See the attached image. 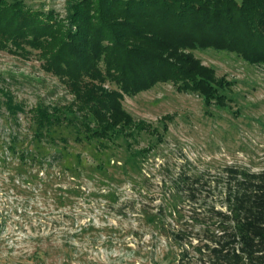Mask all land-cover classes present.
<instances>
[{
  "label": "rangeland",
  "instance_id": "1",
  "mask_svg": "<svg viewBox=\"0 0 264 264\" xmlns=\"http://www.w3.org/2000/svg\"><path fill=\"white\" fill-rule=\"evenodd\" d=\"M22 1L65 14L66 0ZM193 55L230 82L226 105L157 84L124 97V110L151 129L130 138L79 143L64 130L65 149L39 145L29 115L17 120L2 110L0 264H176L180 248L159 230L162 223L174 225L167 216L174 208L188 209L174 194L178 174L264 168V65L212 49ZM0 88L26 109L73 98L34 56L2 51Z\"/></svg>",
  "mask_w": 264,
  "mask_h": 264
},
{
  "label": "trees",
  "instance_id": "2",
  "mask_svg": "<svg viewBox=\"0 0 264 264\" xmlns=\"http://www.w3.org/2000/svg\"><path fill=\"white\" fill-rule=\"evenodd\" d=\"M208 49L264 65V0H66L64 15L0 0V51L34 56L73 96L26 109L0 88V115H29L34 141L61 149L64 130L76 142L100 144L150 132L124 110L125 96L171 83L226 105L230 82L193 55ZM174 185L188 209L174 208L167 215L174 225L162 223L159 232L179 246L176 264H264V168L180 173Z\"/></svg>",
  "mask_w": 264,
  "mask_h": 264
}]
</instances>
